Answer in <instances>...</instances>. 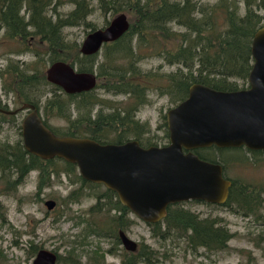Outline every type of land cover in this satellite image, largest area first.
I'll list each match as a JSON object with an SVG mask.
<instances>
[{
  "label": "trees",
  "instance_id": "trees-1",
  "mask_svg": "<svg viewBox=\"0 0 264 264\" xmlns=\"http://www.w3.org/2000/svg\"><path fill=\"white\" fill-rule=\"evenodd\" d=\"M69 2L74 7L61 15L58 11L61 0H0V29L5 37L15 39L21 46L10 53L36 57L29 62L8 57L7 64L0 68V94L3 95L0 109H10L6 103L8 98L14 109L26 102L32 103L55 134L90 137L100 143H123L135 139L143 147H149L159 146L158 140L168 138L165 114L164 122L157 127L164 129L162 139L149 136L152 133L149 122L137 116L149 103L150 92L166 95L177 104L187 97L192 83L219 90L245 88L253 63L251 41L254 33L264 26V0H97V7L105 13L131 14L128 18L130 26L120 38L104 44L98 53L83 55L80 44L66 38L64 28L84 23L94 8L88 0ZM89 27L96 29L91 24ZM148 58H160L165 64L177 66V70H144L139 63ZM56 60L67 61L79 71H95L97 83L94 89L69 94L49 82L45 70ZM97 88H103L107 94L122 95L124 99H105L95 94ZM16 117L18 114L0 111V126L15 124L18 135L14 140H0V196L15 193L34 170L39 172L37 193L50 184L52 175H73L79 182L90 185L92 190L103 187L105 207L102 203L90 207V213L99 220L90 224V231L85 224L80 234L74 235L77 238L64 255L55 251L57 263L83 264L80 258L84 255L83 248H78L84 245L89 233L113 237L116 242H121L119 230H128L134 220L116 193L102 184L84 180L76 172L75 164L60 158L44 160L29 153L23 146ZM55 119L64 120L65 124L56 125L53 123ZM212 149L224 152L225 158L217 160L204 153ZM193 151L204 160L220 163L223 172L229 166H247L249 158L256 161L264 158V150H250L243 146H211ZM230 180L229 196L222 205L233 206L243 216L258 213L264 203V185L256 181L246 182L241 177ZM80 197L75 190L67 195L72 203ZM184 203L170 204L162 220L148 223L151 236L160 240L183 239L193 251L199 248L208 251L226 249L233 234L223 219L200 216L184 207ZM38 249L31 244L30 256H34ZM109 253H113L112 250ZM90 254L93 264H103L100 259L95 261L97 255L103 259L101 253L96 250ZM155 257L156 250L149 245L138 244L134 252L122 249V264H156Z\"/></svg>",
  "mask_w": 264,
  "mask_h": 264
},
{
  "label": "water",
  "instance_id": "water-1",
  "mask_svg": "<svg viewBox=\"0 0 264 264\" xmlns=\"http://www.w3.org/2000/svg\"><path fill=\"white\" fill-rule=\"evenodd\" d=\"M125 12L115 14L102 28L89 31L80 43L83 55L98 53L106 43L120 38L129 28ZM252 67L247 86L219 90L192 83L188 95L165 113L168 142L143 147L138 140L100 143L90 137L59 136L44 122L37 107L24 103L15 109H0L6 114L24 112L20 120L24 148L44 160L60 158L77 166L80 176L102 184L116 193L131 214L155 223L167 215L170 204L200 200L222 205L229 196L231 180L218 162L200 158L193 150L246 147L264 150V26L251 41ZM46 79L66 93L94 89L95 71H79L67 61L48 64ZM51 210L54 200H45ZM122 246L135 251L137 242L123 230L118 232ZM55 251L40 248L31 264H56Z\"/></svg>",
  "mask_w": 264,
  "mask_h": 264
},
{
  "label": "rangeland",
  "instance_id": "rangeland-1",
  "mask_svg": "<svg viewBox=\"0 0 264 264\" xmlns=\"http://www.w3.org/2000/svg\"><path fill=\"white\" fill-rule=\"evenodd\" d=\"M61 1L62 4L58 7L61 15L74 7L69 0ZM88 1L94 11L87 16L85 22L64 28L65 36L71 42L80 44L85 35L91 31L90 24L96 28L105 27L108 24L106 19L109 22L115 15L110 12L105 13L101 7L98 8L97 0ZM198 1L214 2L215 0ZM125 13L128 18L131 17V14ZM174 27L181 29L177 26ZM20 47L15 39L9 40L4 36V31L0 29V68L7 64L8 57H13L12 59L18 62H29L36 58L30 54L12 55L10 53V50H18ZM139 64L144 70L161 69L163 72L177 70V66L165 64L160 58L144 59ZM103 91V88H97L95 94L105 99H124L122 95H111ZM2 97L3 95L0 94V98ZM4 101L5 99H3ZM6 103L10 109H14L10 98L6 100ZM174 105L166 95H158L154 91L149 93V103L137 113L140 120L149 122L152 130L149 136L155 139L163 138L164 129H157V127L164 122L163 116L166 111ZM23 114L24 112H21L16 117L19 123ZM53 123L56 125L65 124L64 120L57 119L53 120ZM17 136L15 124L0 126V140H14ZM167 142L168 138L158 140L159 145H164ZM204 153L217 160H220L221 157L225 158L224 152L216 149L204 151ZM226 154L229 155L228 152ZM76 172L79 174L77 168ZM224 172L225 176L230 179L241 177L246 182L256 181L264 185V158L259 161L249 158L247 166H229ZM38 175V171H32L15 193L0 196V264H31L34 257L30 256L28 252L31 244L64 255L70 245L74 244L72 241L77 238L74 235L80 234L79 231L85 227V224L86 229L88 228L90 231V224L99 220V217L90 213V207L98 203H102L105 207L103 187L92 190L90 185L79 182L73 175L62 173L58 176L52 175L50 184L37 193ZM73 190L81 194L80 199L74 203L67 199V195ZM49 199L56 202L51 210H48L44 205L45 200ZM185 202L184 207L200 216L211 215L223 219V223L233 234L226 249L208 251L199 248L197 251H193L183 239L160 240L154 238L150 234L148 225L133 214L130 217L134 223L124 233L135 240L137 246L138 244L149 245L156 250L154 258L156 264H264V203L258 213L243 216L235 211L233 206L207 204L192 200ZM82 248L84 255H81L80 258L83 264L94 263L90 253L96 250L103 255V259L97 255L96 262L100 259L103 264H122L123 246L113 237L96 236L94 233H89L84 245L78 250ZM109 250H112L113 253H109ZM56 264L58 263L56 262ZM96 264L101 263L97 262Z\"/></svg>",
  "mask_w": 264,
  "mask_h": 264
},
{
  "label": "flooded vegetation",
  "instance_id": "flooded-vegetation-1",
  "mask_svg": "<svg viewBox=\"0 0 264 264\" xmlns=\"http://www.w3.org/2000/svg\"><path fill=\"white\" fill-rule=\"evenodd\" d=\"M246 86H247V85H246ZM19 113H20V112H19ZM19 113H18V114H19ZM222 167H223V166H222ZM223 173H224V172H223Z\"/></svg>",
  "mask_w": 264,
  "mask_h": 264
}]
</instances>
